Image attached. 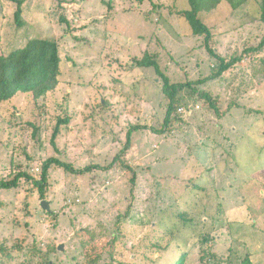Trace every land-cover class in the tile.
Wrapping results in <instances>:
<instances>
[{
    "label": "rangeland",
    "instance_id": "374dc122",
    "mask_svg": "<svg viewBox=\"0 0 264 264\" xmlns=\"http://www.w3.org/2000/svg\"><path fill=\"white\" fill-rule=\"evenodd\" d=\"M18 5L0 0V55L49 38L61 61L53 90L0 102V180L31 177L0 190V264H264L262 0L202 10L208 42L189 0ZM210 49L242 60L209 78ZM164 76L191 83L169 122ZM51 159L71 169L51 163L42 196Z\"/></svg>",
    "mask_w": 264,
    "mask_h": 264
},
{
    "label": "trees",
    "instance_id": "16d2710c",
    "mask_svg": "<svg viewBox=\"0 0 264 264\" xmlns=\"http://www.w3.org/2000/svg\"><path fill=\"white\" fill-rule=\"evenodd\" d=\"M16 1L19 5L15 15L17 21L20 22V16L22 13L21 6L24 3V0ZM222 1L223 0H189L191 9L182 11V15L189 22L192 32L196 35H205L207 42L211 34L210 28L199 17V13L202 10L214 9ZM247 1L248 0H233V4L236 6L240 4V2ZM262 8V18L264 20V0H262ZM210 51L212 54L217 55L220 60V64L213 66L215 69L209 78L221 76L237 61L242 60V57H238L227 62L224 57L216 54L214 50L210 49ZM60 61L61 57L58 43L55 40L49 38L30 39L25 46L14 49L8 54L0 55V102L12 99L18 92H32L35 97H40L46 94L48 91L53 90L59 81ZM138 64L140 66L155 65L157 70L160 72L159 65L153 60H140ZM201 82H204V80ZM201 82L199 81L198 83ZM186 85H191V83H171L169 78L164 76L163 90L168 98H170L166 122H169L170 117L174 114V111L177 110L175 105V103L179 100L177 98V92L183 89ZM138 128L139 126H136L134 129ZM130 144L131 140L130 136H128V141L124 150L130 148ZM54 162L65 166L66 169H71V166L68 163H61V161L57 159H51L47 161L44 164L45 168L43 170L42 178L36 181L42 196L44 195V190L46 187L45 185L47 183L48 168L50 167L51 163ZM88 169H90V167L86 168V170ZM73 170L75 172H83V170ZM23 177H26L27 179L31 178L26 172H20L13 179H1L0 190L18 186L20 180ZM134 180L135 174L133 176V182ZM186 257L187 253H184L180 260L175 264H184ZM245 264H252L251 258H246Z\"/></svg>",
    "mask_w": 264,
    "mask_h": 264
},
{
    "label": "built area",
    "instance_id": "2783aa9c",
    "mask_svg": "<svg viewBox=\"0 0 264 264\" xmlns=\"http://www.w3.org/2000/svg\"><path fill=\"white\" fill-rule=\"evenodd\" d=\"M193 110L192 106H187V105H182V106H179L178 108V111L180 114H187L189 112H191Z\"/></svg>",
    "mask_w": 264,
    "mask_h": 264
},
{
    "label": "water",
    "instance_id": "95a60500",
    "mask_svg": "<svg viewBox=\"0 0 264 264\" xmlns=\"http://www.w3.org/2000/svg\"><path fill=\"white\" fill-rule=\"evenodd\" d=\"M42 207H43L44 209H46L47 211L51 209V207H50V203H49V201H47V200H44V201L42 202ZM62 248H63V246L60 247V249H62Z\"/></svg>",
    "mask_w": 264,
    "mask_h": 264
},
{
    "label": "crops",
    "instance_id": "0c3cea01",
    "mask_svg": "<svg viewBox=\"0 0 264 264\" xmlns=\"http://www.w3.org/2000/svg\"><path fill=\"white\" fill-rule=\"evenodd\" d=\"M230 212H231V211H230ZM230 212H229V213H230ZM228 215H230V214H228ZM232 218H233V215H232Z\"/></svg>",
    "mask_w": 264,
    "mask_h": 264
}]
</instances>
